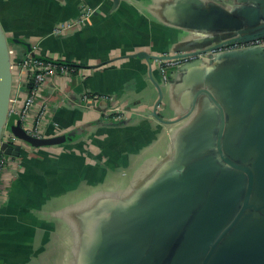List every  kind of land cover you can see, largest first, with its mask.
<instances>
[{
    "label": "crops",
    "instance_id": "1",
    "mask_svg": "<svg viewBox=\"0 0 264 264\" xmlns=\"http://www.w3.org/2000/svg\"><path fill=\"white\" fill-rule=\"evenodd\" d=\"M118 1L0 0L12 62L29 46L44 59L89 70L87 76L58 75L44 89L45 138L64 142L20 148L11 159L0 203V264H92L96 237L123 234L131 221L134 230L143 228L139 215L162 206L158 188L186 185L191 193L184 205L194 203L207 172L228 168L218 154L216 104L224 110L223 155L231 158L228 145L239 149L236 164L250 155V146L241 153L240 144L252 136V117L259 118L253 94L264 78V59L216 72L175 68L164 84L148 57L228 42L248 28L245 23L257 24L264 0ZM84 7L94 10L84 25L54 34L78 20ZM112 108L125 111V118L104 117ZM206 155L215 162L193 166Z\"/></svg>",
    "mask_w": 264,
    "mask_h": 264
},
{
    "label": "water",
    "instance_id": "2",
    "mask_svg": "<svg viewBox=\"0 0 264 264\" xmlns=\"http://www.w3.org/2000/svg\"><path fill=\"white\" fill-rule=\"evenodd\" d=\"M118 2L114 0L115 6ZM245 24L248 28L239 31L237 37L228 42L160 59L195 57L177 68L182 70L201 66L211 72L246 60L264 59V48L220 54L212 52L227 43L264 38V12L260 14L257 24ZM27 50H30L29 46ZM148 60H154V57L149 56ZM254 91V103L259 102L261 109L255 114L259 118L253 116L252 123L247 126V130H253L252 136L244 137L240 144L241 153L247 144L251 148L249 156L242 154L243 164L234 162L240 161L234 156V152H239L237 147L227 146L226 151L231 158L224 156L221 151L224 110L210 96L221 117L218 154L228 168L219 174V167L215 165L212 171L207 172L201 195L191 205H184V198L191 193L190 189H184L186 185L182 186L183 189H172L171 186L158 188L155 194L162 206H153L139 215L143 228L137 227L134 230V223L131 221L123 234L111 231L103 241L100 235L96 237L92 264H264V78H260ZM12 92L13 70L9 43L0 27V154L18 158L20 147H12L2 141L9 118ZM154 116L157 117L156 113ZM12 130L18 139L35 148L64 142L63 137L32 138L19 124L12 126ZM205 160L215 162L212 155H206L204 158H197L193 166L202 164ZM192 216L193 220L180 235Z\"/></svg>",
    "mask_w": 264,
    "mask_h": 264
},
{
    "label": "built area",
    "instance_id": "3",
    "mask_svg": "<svg viewBox=\"0 0 264 264\" xmlns=\"http://www.w3.org/2000/svg\"><path fill=\"white\" fill-rule=\"evenodd\" d=\"M93 13V9L84 7L78 20L56 27L54 34L60 35L62 32L73 27L84 25L92 17ZM249 48H264V38L248 42L227 43L212 52H214V54H220ZM165 56L168 55L153 56L154 64H156L164 84L169 82L170 73L173 69L195 58L160 59ZM53 62L54 61L44 60V58L40 57L36 47H31L20 61L12 62L14 74L9 116H15V123L19 124L20 128L28 136L36 139L45 138V129L49 123V110L43 95L48 82L58 75L69 77L77 73L80 76H87L89 72V70H78L77 67L70 68L63 64H55ZM90 99L93 101L92 103H97L100 100L97 96L91 97ZM88 106L91 107L89 104ZM125 115L126 112L120 108H112L107 110L103 116L108 119L119 121L123 120ZM2 141L15 144L19 146L21 150L28 146L7 132H4ZM11 159L12 158L9 156L0 154V203L7 193V186L5 187V185H3V177L9 166L13 164ZM15 166L19 168L16 164Z\"/></svg>",
    "mask_w": 264,
    "mask_h": 264
},
{
    "label": "trees",
    "instance_id": "4",
    "mask_svg": "<svg viewBox=\"0 0 264 264\" xmlns=\"http://www.w3.org/2000/svg\"><path fill=\"white\" fill-rule=\"evenodd\" d=\"M44 60H46V59H44ZM48 61H51V60H48ZM53 63H55V64H63L64 66H68V67H70V68H74V67H76V66H74V65H72V64H70V63H61V62H53ZM15 119H16L15 116H9V118H8V122H7V126H6V129H5V132L11 134L12 136H14L15 138L18 139V137L14 134L15 131L12 130V126H16V125H17V124L15 123ZM17 135H19V134L17 133ZM18 140L25 144V142H24L23 140H20V139H18ZM10 145H11L12 147L16 146L15 144H12V143H11ZM29 147H31V148H35V147H33V146H29ZM9 157H10V156H9ZM11 158H12V157H11Z\"/></svg>",
    "mask_w": 264,
    "mask_h": 264
}]
</instances>
